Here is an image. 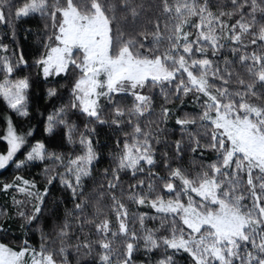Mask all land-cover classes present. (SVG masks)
I'll use <instances>...</instances> for the list:
<instances>
[{"label":"snow or ice","instance_id":"1","mask_svg":"<svg viewBox=\"0 0 264 264\" xmlns=\"http://www.w3.org/2000/svg\"><path fill=\"white\" fill-rule=\"evenodd\" d=\"M230 2L225 11L222 0H159L168 21L163 33L157 21L149 40L146 31L120 26L129 16L133 23L140 17L144 0H0V24L11 28L14 43L10 17L39 15L50 21L46 27L51 34L34 61L43 81L73 77L67 103L54 106L43 121L55 149L45 140L32 142L34 126L21 130L12 115L3 117L0 141L6 148L0 151V170L14 165L17 174L2 190L24 197H12L16 217L31 227L46 212L54 216L49 202L57 184L72 207L65 206L62 218L55 217L54 238L39 228L38 246L27 233L15 246L5 242L11 229L0 223V264H69L70 249L85 257L95 253L98 264H136L141 245L145 253L163 249L154 264H178L181 254L187 255L188 264H264V0ZM4 38L0 36V97L16 117L30 119L34 82L16 75L28 61L23 52L17 57L11 50L9 55ZM226 45L228 55H223ZM157 90L163 99L158 111ZM46 93L49 99L62 100L57 87H48ZM189 95L199 111L177 114L175 101L183 105ZM77 116L89 121L83 132L73 120ZM170 118L181 131V139L171 142L161 127ZM90 124L115 128L122 140L116 139L114 167L105 168L103 179L86 191L85 181L95 180L101 155L96 127ZM65 140L78 144L79 154L60 151ZM169 143L171 154L154 147ZM206 150L215 153L214 160L195 168L185 165L188 153L203 161ZM35 162L44 164L43 188L18 174ZM158 166L166 169L165 175L152 171ZM146 168L148 181L137 180L126 193L121 173L130 171L135 177ZM156 181L163 182L159 189L167 191V199ZM125 194L130 202L155 209L163 218L160 227H145L146 213L131 215ZM105 197L110 203H103ZM105 208L114 214L115 228ZM6 216L0 211V220ZM130 220H138L141 234L129 227ZM93 234L98 238L92 239ZM121 236L123 244L114 247Z\"/></svg>","mask_w":264,"mask_h":264},{"label":"trees","instance_id":"2","mask_svg":"<svg viewBox=\"0 0 264 264\" xmlns=\"http://www.w3.org/2000/svg\"><path fill=\"white\" fill-rule=\"evenodd\" d=\"M139 2V0H137ZM145 2V10L141 12L140 17L133 23L131 17L129 16L127 20H121L120 26L125 28L127 31H146L149 37V40L152 39V33L157 29L154 27L155 23L159 22V31L165 32L164 25L168 21V18L159 8V0H144ZM173 0H169V3H172ZM214 2V0H213ZM149 4H156V7H148ZM223 8L222 10H229L231 7L230 0H222ZM213 10H218L215 6ZM119 14V13H118ZM11 24L15 26L16 30V41L15 43L11 39V28L4 24H0V36H4L5 43L10 45L9 55L12 54L11 50H15V54L18 57L21 52H23L24 59L28 61V67L21 66V71L18 72L17 76L26 75L30 77V80L34 82L33 87L29 89V107L31 117L29 118H18L14 113L7 109L6 103L2 97H0V136L3 135L4 129L6 127L5 121L3 119L4 115H12L13 120L17 123V126L21 130H27V126H34L35 131L33 132L32 142L35 140H45V143L49 145L50 148L55 149V142L51 140V138H47V134L44 132V123L47 115L53 110V107H59L60 103H67L68 90L72 84L73 77L69 75L68 77H53L52 83H45L43 81L40 69L38 66L34 64V61L39 57L43 49V42L45 41L46 35L51 34V28L46 27V25H50V21L45 18L40 17L39 15H31L29 17H22L20 19L13 20L11 19ZM229 46L226 45L225 50H223V55H228L227 48ZM2 53V52H0ZM221 59L222 57H218ZM78 75V74H77ZM3 78V73L0 72V79ZM58 80L59 83L55 81ZM48 87H57L62 100L59 99H49L47 97L46 89ZM154 99L157 101V111L159 110V105L163 103L162 97L159 95L158 90L154 93ZM184 104L180 105L179 101H175V104L178 106L176 111L177 114H183L184 112L191 113L195 115L199 111V106L194 102V99L191 95L183 98ZM130 104L131 101L128 100ZM172 106V105H169ZM155 117H153L154 119ZM110 119V117H109ZM73 120L76 121L78 126V131H84V124L89 123L87 119L83 116L73 117ZM96 127V136L95 139L98 141L99 147L97 151L100 152V160L99 163L95 164V168L93 171V175L95 177L94 181H85L87 185L86 191H91L94 187H96V181L102 180L103 177L101 173L105 168L114 167L113 163V153L117 152L118 149L116 147V139L119 138L122 140V133L115 130V128L108 127L107 125H91ZM161 127H166L167 131L164 133V136L167 137L168 141H174L177 139H181V131L180 128L175 124V119L170 118L166 125H161ZM194 130V129H192ZM124 131H130V129H124ZM78 140V134L76 136ZM187 139V137H185ZM65 147L60 149V151H64L65 153H73L79 154L80 149L77 145H70L65 140ZM158 153L169 152L171 144L168 146L163 144L154 145ZM6 145L4 142L0 141V151H4ZM205 160H201L200 156L193 155L192 153H188L185 158V165L190 168H195L196 164L199 163H207L211 160L215 159V153L211 150H206L204 152ZM22 158V157H21ZM157 160H160V155L157 156ZM43 168L44 164L40 162H35L33 165H29L26 169L19 170V175L24 176L27 179H35L38 187L43 188L45 186V180L43 176ZM59 171H63V169H58ZM148 169H145V173H138L135 177L132 176L131 172H122L121 173V181L123 182L126 193L128 185H135L137 180H145L148 181L149 177L146 174ZM152 171L160 173V175L166 174V169L162 166H158ZM17 174V170L15 166L12 165L7 168V170H0V211H6L8 216L4 219L0 220V223H5L10 226L11 233L6 238L0 234V238H4L5 242H11L12 246L19 244L24 238L25 233H27V238L31 242V244L38 246L40 244V231L39 228L41 226L44 227L45 233L49 234L50 238H54V234H52V225L54 223L55 217H63L64 208L72 207V202L70 199H67V194L62 191V186L59 184L56 185L54 189H52L51 193V201L49 202V211L55 209V215H50L49 212H46L44 217H42L39 222L33 223L31 227H29L23 220L16 217L15 215V207L12 204L13 195L16 196L17 199H23L19 193H16L14 190L9 189L7 192L2 190V184L4 182H10L14 176ZM246 179V178H245ZM162 181H156V185L158 190H160L161 194L164 195L165 199L168 198L169 194L166 190L159 189V186L162 184ZM147 191L145 187L143 189ZM119 195V193H117ZM60 201L59 205H56L54 202ZM123 202L126 204L129 213L131 215H137L141 213H146L147 218L144 221V225L147 228L157 229L160 227L161 219H163L155 209H152L150 205H137L135 203L130 202L127 199V195L123 198ZM104 204L110 203V201L105 197L103 202ZM105 212L108 213L109 218L113 221V227L115 228V216L112 214L107 208L104 209ZM89 214L91 213V209H88ZM152 217H156L152 219ZM165 223L167 221L165 220ZM24 225L21 228V225ZM129 227H135V230L138 234H141V226L138 220H130ZM92 231L90 228H85V232ZM161 234L163 230H161ZM98 237L93 234L92 239H97ZM75 241H73L74 243ZM123 237H117L114 242V247L120 248L123 244ZM58 246V245H56ZM83 251V250H82ZM96 251H99L97 249ZM163 253V249L153 250L152 253H145L143 247L141 245V250L134 256V260L136 264H154V262L161 258V254ZM171 254V253H169ZM59 259V258H58ZM178 264H188V257L186 254H181L176 257ZM69 264H92L95 260V264H98V257L93 256L85 257L81 253H77L74 249L69 250L68 255Z\"/></svg>","mask_w":264,"mask_h":264},{"label":"rangeland","instance_id":"3","mask_svg":"<svg viewBox=\"0 0 264 264\" xmlns=\"http://www.w3.org/2000/svg\"><path fill=\"white\" fill-rule=\"evenodd\" d=\"M4 55V53H0V56Z\"/></svg>","mask_w":264,"mask_h":264}]
</instances>
